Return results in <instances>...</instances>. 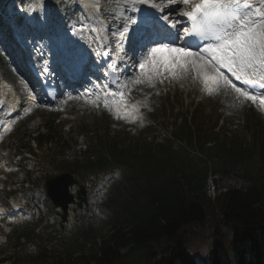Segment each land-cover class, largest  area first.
<instances>
[{"label":"trees","instance_id":"obj_1","mask_svg":"<svg viewBox=\"0 0 264 264\" xmlns=\"http://www.w3.org/2000/svg\"><path fill=\"white\" fill-rule=\"evenodd\" d=\"M13 4L22 12L27 9L25 0H0V8ZM18 22L21 23L20 18ZM154 94L150 95V101L158 108L153 111L156 119L159 111L166 110L168 99L164 101V89ZM212 107L210 99L204 100L193 110L189 121L188 113L176 114L172 123L164 127L165 134L171 127L169 137L165 138L168 144L159 145L157 151L147 146L143 137L128 142L127 137L123 139L117 133L93 141L85 135L84 147L79 150L81 157L74 163L61 164L59 171L79 178L99 175L111 168L120 171V182L106 202L110 212L107 221L96 231L88 228L65 240L60 251L39 247L37 254L20 258L12 252L0 263L264 264V122L259 121L257 113L248 141L217 143L204 153L214 173H232L246 184L243 189H227L217 194L210 204L209 209L216 206L220 216L213 227L211 244L198 247L204 248L208 255H195L198 248L189 241L196 236L193 229L202 227L206 220L210 203L205 197L208 170L203 160L194 159L182 143L189 146L195 139L201 149L206 142L215 140L212 116L206 114L207 109L215 113ZM102 111L101 107L97 114L101 116ZM97 118V127H109L102 117ZM54 121L55 117L46 120L45 134L34 138L39 152L48 145L64 148L56 136L61 127L56 129ZM29 175L25 173L27 184ZM27 234L23 231L17 235L16 245Z\"/></svg>","mask_w":264,"mask_h":264},{"label":"rangeland","instance_id":"obj_2","mask_svg":"<svg viewBox=\"0 0 264 264\" xmlns=\"http://www.w3.org/2000/svg\"><path fill=\"white\" fill-rule=\"evenodd\" d=\"M88 1L92 4L93 11L97 17L96 26L98 30L100 33H104L105 30V38H111L114 42H117L118 39V36L115 35L119 33L117 32L118 26L123 27L127 24L129 27V25L132 24L131 22H127L125 14L143 13L140 6L138 7L141 8V11H131L124 0H122V3L126 5V7L122 8L111 7L107 0H101L98 4L95 0ZM77 2L78 0H72V2L66 1L62 6L58 4L51 5L49 10L45 13L46 23L44 24L46 27L43 21H37L35 19L31 5L25 13L24 19L26 22L23 25L24 29H27L26 23L28 22H30L29 25L42 22L44 33L41 34V36L37 35L38 32L34 31L33 26H31V30L35 38L41 39L47 54L51 55L53 53V46L58 44L59 37L61 38L62 45L66 49L70 47L71 52L73 51L74 53L79 49V47H76L77 44L81 46V48L85 44L91 45L92 27L87 26L82 16L77 14V11H79ZM154 2L165 7L170 4L167 2L161 3V0H154ZM101 24L104 25V30L101 28ZM7 53L12 55L11 50ZM4 60V58L0 57V65H8ZM8 74H10V79L13 83L22 86V83L19 82L20 80H16V76L20 75L19 69H16L14 66L11 67V69L9 67ZM194 75L195 74L192 73L186 78L174 80L167 77L165 74L162 78L163 82L157 80L154 86L148 84L131 85L132 93L138 91V100L130 102L129 107L120 109L119 111H117L115 105L112 106L111 111L103 107L106 111L105 117L110 118L112 124L109 129L96 126L97 117L95 111L101 110V101L93 105L90 101L95 98L90 100L64 98L56 107L47 108L42 104L37 105L36 108L29 113L31 120L26 123H24V121H19L9 134L1 139L0 174H2L3 177L0 181V211L5 215H9L10 218L16 221V225L5 221L7 225L9 224L11 226L12 231L15 230L16 233L20 234L22 231L20 226L27 231H31L28 234V240H23L20 246L15 247L17 258L33 250L35 244L39 242L44 245L45 249L60 251V241L64 242L66 238L72 239L73 236L88 228L95 231L100 228L101 220L97 215L98 211L101 210L94 207L98 200V198L95 197L97 189L94 185L95 181L99 179L95 174L84 176L82 181H80L81 184L86 186L89 198V200L87 198V203L89 201L88 206H83L81 209H78L76 206H71L69 208L68 221L61 229L59 228L60 221L57 217V213L59 212L52 208L43 192L44 175L58 174L59 166L62 163L70 164V160L75 159L77 150L81 149L83 143L81 134H86L91 131L94 135L99 128L100 131H98V134L100 136L105 134L109 138L117 133L121 134L123 139L126 137L132 139L135 136L139 137L143 135L142 141H144L147 146L151 145L154 151H157L159 145L166 146L168 144L165 138L170 135L171 128H169V132L165 134L162 129L164 124H161L164 119L159 118L157 121L149 119L148 112L150 111V106L145 92L148 91L152 93L155 90L158 91V88L165 86L169 89L170 93H173L171 103L168 105L169 117H166V120H168L166 125L170 124V119L174 114H184L188 110L190 102H194L195 105L204 95H212L214 98L212 103L218 107L219 110L217 113V115L219 114V119L221 115L222 117L228 115L237 116L235 119L240 122L242 121V124H234L238 131L236 135L239 136L241 140L248 141L249 132L246 123L248 118L251 117L250 103H253L254 107L261 113L263 120L264 106H261L259 100L252 102L244 100L242 97L238 99L237 94L228 88H221L210 94L204 90L198 80L193 79ZM140 101L142 102L141 105L144 107L145 112H141L137 115L136 112L132 110L131 106L137 108ZM118 115L120 118H117ZM52 117H58L59 121L54 122L55 126L58 122V125L65 123L63 129L59 131L58 137L66 147L62 149L63 151H60L57 149L56 145H51L44 149L42 153H37V158L34 159L28 155V151L34 149L30 139L35 135L41 124ZM137 119L138 121L134 122ZM23 130H25L24 137L21 136ZM91 137L92 136H89V138ZM75 142L77 143L76 145L74 144ZM68 148H70V151L67 152L66 150ZM186 149H188V147H186ZM17 155H22L20 161L17 159ZM27 160H29L28 163L26 162ZM28 170L33 172L31 176V185L28 188L25 186L22 188L23 175L24 172ZM226 176L227 177H214L208 180L205 197L210 203L207 204V214L204 225L193 229L196 236L189 240L194 248L207 247L211 244L213 227L220 215L218 214L219 211L216 206L210 209L209 206L211 203L215 202L217 194L223 193L227 189L244 188L243 183L240 182L234 174L231 173ZM118 181L119 178L116 176L113 187L117 185ZM75 191L76 188L71 191L73 195H75ZM106 211L107 210L104 211L105 214ZM6 229L8 230L9 228ZM13 239L14 238H11L8 242L7 238L5 239L0 233V246L3 247L2 250H4L3 254L5 256H11L13 252ZM194 254L206 256L208 252L204 248H198L194 250Z\"/></svg>","mask_w":264,"mask_h":264},{"label":"snow or ice","instance_id":"obj_3","mask_svg":"<svg viewBox=\"0 0 264 264\" xmlns=\"http://www.w3.org/2000/svg\"><path fill=\"white\" fill-rule=\"evenodd\" d=\"M131 11H141L138 6L162 11L154 0H124ZM176 3L177 0H161V3ZM99 3V0H96ZM183 6L177 9L184 20H169L160 17L170 28L183 24L176 32L157 33L143 37L138 61L139 74L130 81L118 85V91L105 94V108L117 111L130 106L131 85H153L163 82L165 74L171 79H183L194 73L204 90L210 94L228 88L237 98L264 106V94L259 97L257 89H264V0H179ZM145 16L152 15L146 10ZM136 23L135 20L131 21ZM129 32L127 24L118 34L117 51ZM105 55H108L105 53ZM115 63V62H114ZM111 67V66H110ZM239 81V87L232 79ZM115 82V81H113ZM71 98V97H70ZM97 96L90 103L96 105ZM132 110L138 112L135 106ZM117 118H120L119 115Z\"/></svg>","mask_w":264,"mask_h":264},{"label":"water","instance_id":"obj_4","mask_svg":"<svg viewBox=\"0 0 264 264\" xmlns=\"http://www.w3.org/2000/svg\"><path fill=\"white\" fill-rule=\"evenodd\" d=\"M72 186H78L79 189L75 198L77 203H75L73 195L69 193ZM44 191L54 208L61 209L62 222L66 221L69 205H76L79 209L82 208V204L86 205L84 188L79 186L78 182L68 174L46 175Z\"/></svg>","mask_w":264,"mask_h":264},{"label":"bare ground","instance_id":"obj_5","mask_svg":"<svg viewBox=\"0 0 264 264\" xmlns=\"http://www.w3.org/2000/svg\"><path fill=\"white\" fill-rule=\"evenodd\" d=\"M253 2L254 3H259L260 2V0H253ZM31 3H34V4H38L35 0H31ZM36 6H38V5H36ZM85 9L90 13V15H93L94 17L96 16L95 15V13H94V11H93V6H92V4L90 3V2H86L85 3ZM31 9H32V11H33V14H34V17H36V19H38L39 21H41V16H39V13L43 10L41 7H31ZM97 18V17H96ZM68 45V44H67ZM77 47H79L80 49H81V46H79L78 44H77ZM24 70V69H23ZM231 79L233 80V81H235V79L234 78H232L231 77ZM42 80L43 81H46V78H44V77H42ZM236 82H238V81H236ZM29 88H30V90H32V86H29ZM10 90V94H12V89L10 88L9 89ZM8 90V91H9ZM6 95V94H5ZM7 96V95H6ZM8 103L12 106V105H14V100L13 99H10L9 101H8Z\"/></svg>","mask_w":264,"mask_h":264}]
</instances>
